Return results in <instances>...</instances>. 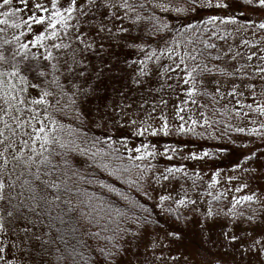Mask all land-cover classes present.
Instances as JSON below:
<instances>
[{"label":"snow or ice","instance_id":"obj_1","mask_svg":"<svg viewBox=\"0 0 264 264\" xmlns=\"http://www.w3.org/2000/svg\"><path fill=\"white\" fill-rule=\"evenodd\" d=\"M202 10L224 15L184 21L174 30L156 14L180 18ZM249 12L264 13V0H0V264H120L142 241L153 253L181 241L180 224L192 218H199L208 242L238 257L230 264H264V197L231 195L228 187L249 188L242 177L257 171L256 152H241L230 169L240 174L224 181L225 210L213 205L224 192L208 191L212 200L202 206L203 174L192 173L188 187L185 167L160 170L152 163L158 156L171 161L178 149L161 153L143 141L129 147L127 137L116 135L125 128L137 137L244 134L264 143V19H248ZM242 31H258L260 42L241 37L236 45ZM113 44L136 54L124 61L134 87L154 72L175 79L186 99L175 107L174 128L166 114L154 115L155 103L141 115L131 113L132 104L105 102L100 85L116 66L105 58ZM198 99L206 101L199 118L186 117L182 105ZM225 115L241 123L215 119ZM215 158L207 151L181 157ZM208 175L207 189L221 184V170ZM181 179L179 190L168 187Z\"/></svg>","mask_w":264,"mask_h":264},{"label":"rangeland","instance_id":"obj_2","mask_svg":"<svg viewBox=\"0 0 264 264\" xmlns=\"http://www.w3.org/2000/svg\"><path fill=\"white\" fill-rule=\"evenodd\" d=\"M258 15L261 19H264V13H258ZM229 31H232V26H229ZM235 36L236 45L240 44L241 37L248 39L250 43L260 42V35L258 31L256 35H253V31H242L240 33H235ZM231 42L230 38L229 43ZM261 47H264V44H261ZM252 50L255 51V49ZM242 51H244L245 55H247L248 49H242ZM105 58L109 59L111 63L116 65L110 72H106L105 76L102 78L103 83L100 85V89L102 96L106 97L105 102L111 103L114 100L117 104H132L131 113L139 112L141 115L145 112H150L152 110V105L155 103L157 105L156 112L154 114L155 116L158 117L162 113L166 114L169 117V124L173 128L179 123L178 120H173L172 117L174 115L176 105H180L186 97L181 95L182 89L176 86L175 79L165 80L160 77L157 72H154L142 86L134 87L131 81L133 69L127 67L124 61L127 59L130 63L132 60L136 59V54H129L126 50L113 44L109 49V55ZM92 60L93 63L97 65L99 64L98 57H93ZM164 63L166 64L167 61H164ZM169 85H172V87L170 88ZM120 92L126 93L123 100L121 99ZM161 100H166L167 104L161 105ZM142 103L145 105L143 109L140 108ZM199 105V100L197 101V105H182L186 108L184 115L187 117L189 114H195L196 118H199ZM188 108L191 109V113L187 111ZM229 120L233 125L241 123L240 120L234 118H230ZM125 122H127V120H125ZM153 123L154 126H159L158 121H154ZM244 124L249 128L252 127L247 120L244 121ZM123 131L132 134L133 129L125 128ZM174 133L175 132L171 135ZM171 135L165 137L169 139L172 138ZM154 137L158 138L164 136L160 135ZM232 138L237 141L238 145L248 144L249 148L245 149L238 147V145H231L234 148L231 152L234 153L235 156L224 153L223 156H219V160L210 161L208 159L206 162L200 161L197 163L196 161H192L194 166L187 168L188 173L203 174V182L200 186L205 187V189H207V184L210 183V176L208 174L217 171L218 169L221 170V184H219L215 189L207 190L212 191L213 195L220 192L225 193L222 200V205L225 210H227L225 206L228 203L229 194L225 191L224 181L229 175L240 174L232 173L230 169L238 162L241 152L247 154L248 152L254 151L258 154L260 158L251 162V166L255 167L257 171L242 177L243 180L248 182L249 188L241 193H235V184L229 185L228 187L233 188L231 195L240 196L250 194L253 191H258L261 193L262 197H264V143H262L259 139L249 138L244 134L233 135ZM132 143L133 147L139 145L134 142ZM168 187H175L179 190L180 184L174 183L168 185ZM202 206H207L204 200ZM198 219L199 218H192L187 225L184 223L180 224V227L184 230V239L181 241L174 242L169 247L157 248L155 253L151 251L145 252L144 247L147 241H142L139 252L135 249H129L127 254L120 261V264H216L217 261H219L220 264H226V262H229L230 264L231 261L238 260V257H236L234 253L228 252L226 254L222 248H219V246L214 247L211 242H208L205 239L208 233L206 231H201ZM219 232L220 226L217 225L212 232L213 240L217 238ZM164 243L167 244L168 241L165 240ZM157 257L162 258L157 259ZM172 257H176L177 259L173 260Z\"/></svg>","mask_w":264,"mask_h":264},{"label":"trees","instance_id":"obj_3","mask_svg":"<svg viewBox=\"0 0 264 264\" xmlns=\"http://www.w3.org/2000/svg\"><path fill=\"white\" fill-rule=\"evenodd\" d=\"M158 16H160L162 19L166 20L171 27L175 30V28H179V26L184 22L187 21L192 24H201V22L206 19L209 15H224L222 12H215L213 10H202L198 11L195 13H192L190 16H181L180 18H177L174 13H160L157 11L156 13ZM248 19L251 20H256L257 22L261 20V17H259L258 13L253 15L251 12H249ZM240 23H247V20H241ZM27 31L26 29H24ZM12 29H9L7 32L8 38L10 39L12 34H13ZM18 34V33H17ZM165 37L168 38V34H165ZM156 43H159V41H156L153 43V47H155ZM31 75V74H30ZM34 78V76H33ZM35 95V93H33ZM200 104L205 103L206 101L204 99H198ZM215 119H219L222 122L223 121H230L228 116H217ZM231 122V121H230ZM232 123V122H231ZM172 138H166L164 137H154V136H144V137H137L133 136L132 134H129L126 131H121L120 133L117 134V138L119 139L120 137H127L128 145L133 147V143L135 144H140L142 141L144 143H149L152 145L156 146V149L158 152L163 153L167 148H174L178 149V152L175 153V158L172 159L171 161L167 160L163 156H158L156 160L152 161V163L156 164L157 167L160 170H163L165 167H171V166H183L186 169L189 168L190 166H194L193 162L194 160L190 159H181V157H186L192 152H196L197 154H200L202 151H207L210 154H217V158L215 159H209L210 161L212 160H219V156H223V154H232L235 156L234 153L231 151L234 149L232 146L238 145L237 141L234 140L232 137L229 139L228 137L224 138H218L216 140H206L202 139L200 137H194L191 135L188 136H183V135H176L175 133L171 135ZM235 141V143H233ZM232 145V146H231ZM220 146H223L224 151L220 152L219 148ZM186 152V153H185ZM190 152V153H187ZM169 155H173V153H168ZM185 154V155H183ZM222 158V157H221ZM220 158V159H221ZM200 162V161H196ZM192 173H189L191 176ZM196 179L195 176H191V179L188 180L187 186H191V180ZM177 184H183L185 183L183 179H181L179 182H176ZM200 192L202 193V199L206 202V205L208 201L212 200L211 196L207 195L208 190L205 189V187L200 186ZM223 200V199H222ZM220 201L218 204L217 202L213 201V205L217 207L223 208V201Z\"/></svg>","mask_w":264,"mask_h":264}]
</instances>
